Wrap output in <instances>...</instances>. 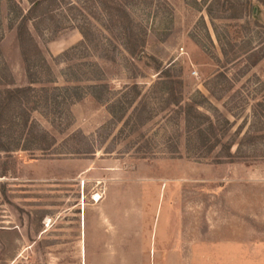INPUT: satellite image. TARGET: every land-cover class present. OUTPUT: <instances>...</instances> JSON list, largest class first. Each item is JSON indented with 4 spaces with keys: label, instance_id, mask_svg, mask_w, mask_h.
I'll list each match as a JSON object with an SVG mask.
<instances>
[{
    "label": "rangeland",
    "instance_id": "obj_1",
    "mask_svg": "<svg viewBox=\"0 0 264 264\" xmlns=\"http://www.w3.org/2000/svg\"><path fill=\"white\" fill-rule=\"evenodd\" d=\"M114 1L130 14L137 58L96 0H60L55 20L73 29L33 33L51 72L38 66L28 139L45 132L53 142L47 152H0V264H93V247L104 245L108 260L140 244L147 264H264V57L248 63L264 28L228 18L239 0ZM28 8L0 0V92L27 85L15 27ZM164 71L171 88L158 84ZM76 86L79 101L54 90ZM188 105L214 134L226 131L240 159L216 162L219 149H197ZM246 134L263 138L237 150Z\"/></svg>",
    "mask_w": 264,
    "mask_h": 264
},
{
    "label": "trees",
    "instance_id": "obj_2",
    "mask_svg": "<svg viewBox=\"0 0 264 264\" xmlns=\"http://www.w3.org/2000/svg\"><path fill=\"white\" fill-rule=\"evenodd\" d=\"M64 3V0H61ZM29 4V8L27 9L25 14H21L19 20L16 23V38L19 46V51L21 55V59L24 65V71L27 79V85L25 87H17L11 88L5 87L2 92H0V152L2 153H11L14 151H30L34 148L40 152H47L48 148L51 146L53 142L45 132H41L39 136H35L34 140H37V143H33L28 139V135H32V128L29 121V113L32 111H36L37 103H34L31 109H27V104L30 103L31 95L35 93V84H36V75L37 69L40 67L50 74V68L46 60L42 57L40 50L34 40V34L42 35L44 32H48L53 34V38H57L60 35L69 32L73 29L72 26L64 27L61 24H58L56 19V10H60L61 2L60 0H27ZM102 7V10L110 17L115 18L118 23L121 25V35L124 37V50L130 56V58H137L140 54L143 53L141 50V45L138 44V38L133 30V23L128 13L126 7L117 3L114 0H96ZM255 3H259L262 7V12L264 13V0H239V4L234 9V14L228 17L231 20L236 22L243 21L244 26L246 28H264L258 21V15L260 14V9L255 5ZM214 2L212 1L208 7L206 8V12L208 16H211V9ZM229 8L233 9L232 3L227 2ZM256 10V12H254ZM40 11V13H38ZM42 23L45 24V28H41ZM250 23H252L250 25ZM83 40L85 41V34L82 29H78ZM84 41L79 44V46H83ZM36 57V58H35ZM264 57V46L253 51L248 59L249 66H255L262 58ZM35 58V60H34ZM39 58V64L36 65V59ZM147 60V59H146ZM148 60L152 61V59L148 58ZM148 64V63H147ZM39 66V67H38ZM159 70V66L155 67ZM165 79V81H161L162 83H158L160 85H167V87H172L173 81L167 80L169 76H167V72H162L159 76ZM161 80V78L159 79ZM160 82V81H159ZM91 92L98 90V93H101V88H104L103 85H90L86 87ZM133 88H136L133 86ZM44 90V89H43ZM55 91L60 92L58 94H64L69 97V93L73 92V96L76 101L81 99L82 91L81 87H65V88H54ZM45 95H47V91H43ZM96 96V95H95ZM94 96V97H95ZM70 98V97H69ZM99 99V95L95 97ZM49 99L46 97L44 100L45 105L47 106ZM52 103H57L56 96L51 98ZM132 104V100L128 103V105ZM176 106L179 105L178 102L174 103ZM260 105V104H259ZM258 105V106H259ZM17 109L13 118V115L10 116V111L13 109ZM185 115L186 120L194 118L197 122L195 125L193 124L192 130H194L195 135L194 139L196 142V147L199 151H205L207 155L212 153L214 150L219 149L218 155L214 157L216 162L220 161H228L233 163L234 161L240 159L238 154L232 153L233 143L224 142V136L226 131H222L220 135L214 134V126L212 121L202 115L196 113V109L192 105L186 106L182 109ZM120 114H124L125 108H120ZM112 113V112H111ZM113 114V113H112ZM13 118L12 123L16 125L18 128L19 139L15 145L12 142V136H10V130L13 124H9L8 122ZM18 122V123H14ZM193 122V121H192ZM202 122L207 123L206 131L202 129ZM228 124L227 121L224 122ZM189 127V125H188ZM24 139L21 141L22 137ZM26 138V139H25ZM263 137H254L249 134H246L242 137L240 142L237 145V150H240L242 147L251 146L256 144ZM10 139V140H9ZM189 143V142H188ZM22 144V145H20ZM34 144V145H33ZM35 146V147H33Z\"/></svg>",
    "mask_w": 264,
    "mask_h": 264
},
{
    "label": "crops",
    "instance_id": "obj_3",
    "mask_svg": "<svg viewBox=\"0 0 264 264\" xmlns=\"http://www.w3.org/2000/svg\"><path fill=\"white\" fill-rule=\"evenodd\" d=\"M143 236V234H142ZM154 246H156V243H154ZM94 249L92 251H89V253H94V254H98V260H96L95 263L93 264H147L145 261V256L144 254L146 253V246H144L143 244H140V247H135V250L133 251H119V252H115V254L113 256H109V259L107 260V255H106V250H105V246L103 245V247H93ZM101 248V249H100ZM156 249V247H155ZM170 249V244L168 243L167 245H164L161 249V253H168ZM164 251V252H163ZM167 251V252H165ZM155 254L159 255V251L158 248L156 250H154ZM153 253V256H154ZM110 254V253H109ZM167 261L166 262H157L155 264H171L172 262L169 263V257H167ZM110 259L114 260L111 261ZM89 264H91V262H89ZM151 264V263H150ZM154 264V263H152Z\"/></svg>",
    "mask_w": 264,
    "mask_h": 264
}]
</instances>
